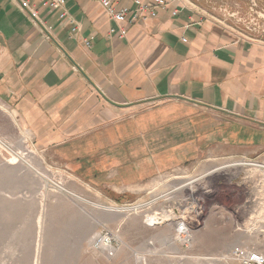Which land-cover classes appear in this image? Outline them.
Listing matches in <instances>:
<instances>
[{
    "label": "crops",
    "instance_id": "crops-1",
    "mask_svg": "<svg viewBox=\"0 0 264 264\" xmlns=\"http://www.w3.org/2000/svg\"><path fill=\"white\" fill-rule=\"evenodd\" d=\"M65 10L61 19L43 0H0V102L102 202L202 155H264V39L198 0L132 24L93 0H65ZM124 25V37L111 32Z\"/></svg>",
    "mask_w": 264,
    "mask_h": 264
},
{
    "label": "rangeland",
    "instance_id": "rangeland-1",
    "mask_svg": "<svg viewBox=\"0 0 264 264\" xmlns=\"http://www.w3.org/2000/svg\"><path fill=\"white\" fill-rule=\"evenodd\" d=\"M198 1L240 32L264 39V0ZM134 125L126 123V130ZM30 136L0 102V140L13 151L0 143V264H239L232 259L236 249L264 252V223L253 233L244 229L264 203V180L253 175L260 168L214 172L246 161L264 175V155H202L157 172L134 197L102 202ZM183 220L190 226L187 243L176 232ZM105 232L117 244L113 257L92 245Z\"/></svg>",
    "mask_w": 264,
    "mask_h": 264
},
{
    "label": "built area",
    "instance_id": "built-area-1",
    "mask_svg": "<svg viewBox=\"0 0 264 264\" xmlns=\"http://www.w3.org/2000/svg\"><path fill=\"white\" fill-rule=\"evenodd\" d=\"M44 5L49 6L53 10L62 11L60 14L61 19H65L67 16V12L65 10V0H43ZM98 3L107 13V15L114 20L118 24H132L137 20L147 19V17H156V8L167 9L169 6L175 3L176 0H152V2H144L143 0H93ZM122 1H127L133 3L136 7L135 9H131L129 5L121 6L120 3ZM21 7L24 10L29 12V15L33 19V21L40 26H43V22L37 16L36 12L30 7L27 1L20 2ZM177 13L174 12V15ZM72 32H76V25L72 21ZM112 33H115L120 38L124 37L127 34V27L124 25L118 31L115 29H111ZM0 143L3 146L7 147L1 140ZM8 148V147H7ZM9 149V148H8ZM13 152L11 149H9ZM188 227H190L186 221H180L176 223V232L180 237H182V241L187 243L189 241V237H186L188 232ZM92 245L94 248L98 250H103L107 256L113 257L117 251V244L113 239V236L107 232L101 233L97 235L93 241ZM232 259L237 261L239 264H264V252L259 250L246 247L236 249L232 253Z\"/></svg>",
    "mask_w": 264,
    "mask_h": 264
},
{
    "label": "bare ground",
    "instance_id": "bare-ground-1",
    "mask_svg": "<svg viewBox=\"0 0 264 264\" xmlns=\"http://www.w3.org/2000/svg\"><path fill=\"white\" fill-rule=\"evenodd\" d=\"M251 166V167H256V168H260V169H257L253 175L255 176H258L259 178H261L262 180H264V175L261 174V172H263L261 170V166L257 165V164H253V163H246V162H241V163H238V164H230V165H226V166H223L221 168H218V169H215L214 172L219 171V170H226V169H230V168H233L235 167V169H237L238 167H242V166ZM211 173H208L207 175H209ZM191 189H194V186L191 187ZM263 201H264V194H263ZM258 212V216L257 218L255 217V219H250L249 221L246 222V224L244 225V229L249 232V233H253L255 231H257L260 227H261V224L264 223V203H263V206L259 207L257 210ZM262 220V221H261ZM187 234H189V230L187 232ZM183 238L181 237V240Z\"/></svg>",
    "mask_w": 264,
    "mask_h": 264
}]
</instances>
